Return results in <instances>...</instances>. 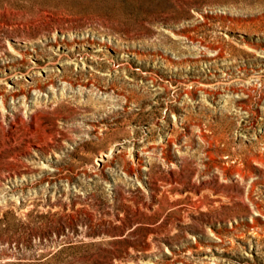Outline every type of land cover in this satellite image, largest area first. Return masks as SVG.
<instances>
[{
  "label": "rangeland",
  "instance_id": "obj_1",
  "mask_svg": "<svg viewBox=\"0 0 264 264\" xmlns=\"http://www.w3.org/2000/svg\"><path fill=\"white\" fill-rule=\"evenodd\" d=\"M0 264H264V0H0Z\"/></svg>",
  "mask_w": 264,
  "mask_h": 264
}]
</instances>
